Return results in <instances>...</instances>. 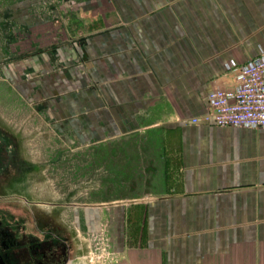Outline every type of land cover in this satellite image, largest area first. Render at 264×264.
Returning a JSON list of instances; mask_svg holds the SVG:
<instances>
[{"label":"crops","instance_id":"1","mask_svg":"<svg viewBox=\"0 0 264 264\" xmlns=\"http://www.w3.org/2000/svg\"><path fill=\"white\" fill-rule=\"evenodd\" d=\"M107 2L116 24L84 52L87 131L148 134L165 168L174 143L178 169L157 170L155 192L84 204L86 229L94 207H118L108 242L127 264H264V126L203 119L208 94L264 55V0ZM71 241L60 264L97 263Z\"/></svg>","mask_w":264,"mask_h":264},{"label":"rangeland","instance_id":"2","mask_svg":"<svg viewBox=\"0 0 264 264\" xmlns=\"http://www.w3.org/2000/svg\"><path fill=\"white\" fill-rule=\"evenodd\" d=\"M115 24L107 0H0V191L55 203L88 258L100 233L116 234L121 212L94 207V233L84 204L155 192L159 169L177 178L174 143L165 168L154 163L159 150L148 134L87 131L84 52Z\"/></svg>","mask_w":264,"mask_h":264},{"label":"flooded vegetation","instance_id":"3","mask_svg":"<svg viewBox=\"0 0 264 264\" xmlns=\"http://www.w3.org/2000/svg\"><path fill=\"white\" fill-rule=\"evenodd\" d=\"M56 206L0 191V264H60L68 258L72 232Z\"/></svg>","mask_w":264,"mask_h":264},{"label":"built area","instance_id":"4","mask_svg":"<svg viewBox=\"0 0 264 264\" xmlns=\"http://www.w3.org/2000/svg\"><path fill=\"white\" fill-rule=\"evenodd\" d=\"M203 119L216 125L264 126V55L238 65L231 87L216 88L208 94V112ZM99 241L102 245H98L91 262L127 264L110 248L107 237L101 236Z\"/></svg>","mask_w":264,"mask_h":264},{"label":"bare ground","instance_id":"5","mask_svg":"<svg viewBox=\"0 0 264 264\" xmlns=\"http://www.w3.org/2000/svg\"><path fill=\"white\" fill-rule=\"evenodd\" d=\"M99 204H103V203H99Z\"/></svg>","mask_w":264,"mask_h":264}]
</instances>
